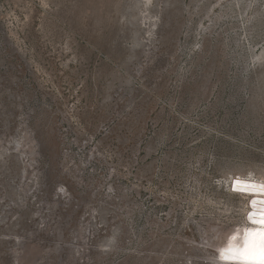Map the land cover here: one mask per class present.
Segmentation results:
<instances>
[{"label":"rangeland","instance_id":"rangeland-1","mask_svg":"<svg viewBox=\"0 0 264 264\" xmlns=\"http://www.w3.org/2000/svg\"><path fill=\"white\" fill-rule=\"evenodd\" d=\"M263 49L264 0H0V264H217Z\"/></svg>","mask_w":264,"mask_h":264},{"label":"clouds","instance_id":"clouds-1","mask_svg":"<svg viewBox=\"0 0 264 264\" xmlns=\"http://www.w3.org/2000/svg\"><path fill=\"white\" fill-rule=\"evenodd\" d=\"M231 239L218 250L217 264H228L230 261L242 260L245 264H264V218H258L255 225L245 232L244 243L237 247Z\"/></svg>","mask_w":264,"mask_h":264},{"label":"bare ground","instance_id":"bare-ground-1","mask_svg":"<svg viewBox=\"0 0 264 264\" xmlns=\"http://www.w3.org/2000/svg\"><path fill=\"white\" fill-rule=\"evenodd\" d=\"M148 0H146L147 2ZM264 50V49H263ZM239 181L241 182L242 184L243 183H250V184H255V185H264V178H257L255 176H242V175H239V176H235L233 179H232V182H231V189L234 190L236 187H237V184L236 182ZM234 191H237V190H234ZM243 195H245L246 197H248V210H247V214H246V222H247V225L240 229L239 231H235L232 236H235L236 239L233 241V243L237 246V247H240L243 245L244 243V236H245V232L249 229L250 226L252 225H255L256 223L253 221V219H250L249 218V213L250 212H253V211H257L261 208H264V204H257V207L254 209L253 206H252V203L251 201L253 199H256L257 201H260V200H264V195H251L249 194L248 192H245V191H237ZM258 219V218H257ZM231 236V237H232ZM231 237L229 239H231ZM225 246V245H224ZM223 246V247H224ZM222 247V248H223ZM221 248V249H222ZM228 263H232V264H245L244 261L242 260H234V261H230Z\"/></svg>","mask_w":264,"mask_h":264},{"label":"snow or ice","instance_id":"snow-or-ice-1","mask_svg":"<svg viewBox=\"0 0 264 264\" xmlns=\"http://www.w3.org/2000/svg\"><path fill=\"white\" fill-rule=\"evenodd\" d=\"M237 187L234 190L237 191H245L248 192L251 195H264V185H255L250 183H241L239 181L236 182ZM253 208L255 209L257 207V204H264V200L257 201L256 199H253L251 201ZM249 218L253 219V221L256 223L257 218H264V208H261L257 211H253L249 213Z\"/></svg>","mask_w":264,"mask_h":264}]
</instances>
